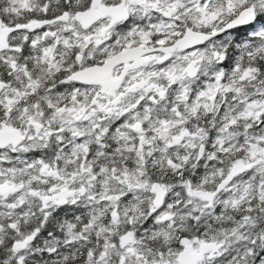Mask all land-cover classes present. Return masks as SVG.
Wrapping results in <instances>:
<instances>
[{"label":"snow or ice","instance_id":"snow-or-ice-1","mask_svg":"<svg viewBox=\"0 0 264 264\" xmlns=\"http://www.w3.org/2000/svg\"><path fill=\"white\" fill-rule=\"evenodd\" d=\"M0 264H264V0H0Z\"/></svg>","mask_w":264,"mask_h":264}]
</instances>
